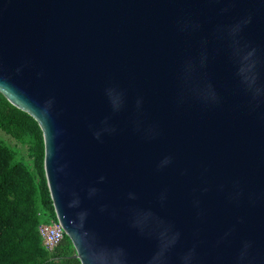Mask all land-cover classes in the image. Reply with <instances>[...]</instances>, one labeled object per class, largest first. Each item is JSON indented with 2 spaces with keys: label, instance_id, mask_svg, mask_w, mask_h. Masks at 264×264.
Listing matches in <instances>:
<instances>
[{
  "label": "water",
  "instance_id": "1",
  "mask_svg": "<svg viewBox=\"0 0 264 264\" xmlns=\"http://www.w3.org/2000/svg\"><path fill=\"white\" fill-rule=\"evenodd\" d=\"M0 92L70 257L264 264V0H0Z\"/></svg>",
  "mask_w": 264,
  "mask_h": 264
},
{
  "label": "trees",
  "instance_id": "2",
  "mask_svg": "<svg viewBox=\"0 0 264 264\" xmlns=\"http://www.w3.org/2000/svg\"><path fill=\"white\" fill-rule=\"evenodd\" d=\"M0 129L28 144L37 174L0 142V264H81L70 238L53 251L42 245L38 227L46 215L57 219L45 168L43 131L29 113L11 104L0 92ZM38 178V181H36ZM41 207L48 212L41 217Z\"/></svg>",
  "mask_w": 264,
  "mask_h": 264
},
{
  "label": "built area",
  "instance_id": "3",
  "mask_svg": "<svg viewBox=\"0 0 264 264\" xmlns=\"http://www.w3.org/2000/svg\"><path fill=\"white\" fill-rule=\"evenodd\" d=\"M39 234L41 236L42 245L48 251H53L63 241L66 235L62 223L55 218L46 215L40 223Z\"/></svg>",
  "mask_w": 264,
  "mask_h": 264
},
{
  "label": "rangeland",
  "instance_id": "4",
  "mask_svg": "<svg viewBox=\"0 0 264 264\" xmlns=\"http://www.w3.org/2000/svg\"><path fill=\"white\" fill-rule=\"evenodd\" d=\"M0 142L8 146L10 149H12L13 152L15 153L16 159L18 161L23 162L34 175L37 174V169L35 167L34 158L30 155L27 143H24L22 141L15 139L14 137L7 134L1 129H0ZM36 181H38V178ZM41 206L42 205L40 204L39 206L40 215L41 217H43V215L47 213L48 211L43 209Z\"/></svg>",
  "mask_w": 264,
  "mask_h": 264
}]
</instances>
